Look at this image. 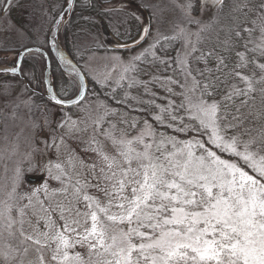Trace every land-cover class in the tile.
I'll list each match as a JSON object with an SVG mask.
<instances>
[{
    "label": "snow or ice",
    "instance_id": "1",
    "mask_svg": "<svg viewBox=\"0 0 264 264\" xmlns=\"http://www.w3.org/2000/svg\"><path fill=\"white\" fill-rule=\"evenodd\" d=\"M216 3L222 4L223 0ZM4 7H11L8 0ZM260 7L264 9V4ZM260 19L261 42L251 49L246 42L245 51L235 53L237 62L230 69L226 57L209 52L216 67L196 69L201 77L197 79L178 54L176 63L183 83L172 76L131 80L129 88L142 86L144 94L151 97L132 99L147 107L132 108L124 100L119 103L130 111L144 113V127L129 138L125 132L119 137L114 135L112 125L105 136L111 140L115 155L94 149L102 160L99 173L93 172L96 184L77 181L73 186L76 202L84 208L82 212L76 209L75 215L83 217L86 226L81 229L78 219L69 223L64 215L72 212L69 201V206H57L62 224L52 219L50 212L45 224L47 231L27 233L24 217L25 209L32 203L29 197V204L23 206L3 202L0 230L9 236L18 232L24 253L28 251L25 242L37 246L40 264H264V128L259 132L261 147L255 152L251 145L257 143L256 137L242 140L240 133L228 135L230 129L242 127L244 115L240 109L249 107L250 102L255 104V93L259 91L264 98V64L256 59L264 57V11ZM252 23V29L244 30L249 35L257 27L256 21ZM53 27L59 32L54 20L44 39L37 37L35 45H23L17 58L23 56L36 63L46 51L50 59L44 60L45 68L55 63L61 68L59 77L63 80L59 94L52 99L58 105H78L84 100L87 87L72 60L59 51L60 42L52 35ZM148 32L149 29H144L145 36ZM236 36L240 38L241 32L236 31ZM232 48V42L225 40L224 51ZM53 50L58 55H52ZM249 52L254 54L251 59ZM153 59H159L155 53ZM201 59L208 63L203 56ZM139 60L140 56L135 57L125 71H137L135 62ZM249 64L260 71L259 78L255 71L245 75L243 70ZM10 71L22 72L23 68L17 69L13 64ZM151 83H159L180 102L165 97L166 104H157L158 96L149 88ZM173 86L180 91L176 92ZM221 86L225 92L216 99ZM52 87L55 89L54 83ZM232 107H236L235 113L229 111ZM259 117H264V112ZM122 122L136 128L141 121ZM160 128L165 131H159ZM223 154L234 159H225ZM90 167L94 170L97 165ZM88 186L95 187L103 198L89 194L85 190ZM15 191L13 187L10 199ZM77 246L85 251H73ZM19 251V246L7 245L0 250V264H23L17 255ZM44 252L49 254L47 261Z\"/></svg>",
    "mask_w": 264,
    "mask_h": 264
},
{
    "label": "rangeland",
    "instance_id": "2",
    "mask_svg": "<svg viewBox=\"0 0 264 264\" xmlns=\"http://www.w3.org/2000/svg\"><path fill=\"white\" fill-rule=\"evenodd\" d=\"M103 1V0H101ZM133 4L130 11L103 13L107 7L97 6L98 19L91 13L76 12L73 21L68 25V42L64 44L73 60L82 65L87 76L100 85L109 83L121 84L125 80L136 77L132 71H125L129 62L140 56L144 60L148 56L150 46L156 44L167 35H181L186 43L184 59L188 62L190 54L196 49L200 35L197 30L202 19L207 18L215 10L212 0H198L200 16L192 14V0H125ZM61 0H31L26 2L27 12L24 16L18 11L6 15L2 20V2L0 4V49H19L30 42L37 43V37L43 40L60 10ZM188 5H191L189 8ZM100 11V12H99ZM111 14L110 16H107ZM21 16V17H20ZM109 20H108V19ZM13 20V21H11ZM20 27H15V23ZM149 25L150 34L147 43L141 48L128 51L108 49V45H121L138 40L145 26ZM196 27V28H195ZM21 28H25L22 31ZM110 34L117 44L107 37ZM31 38V39H30ZM72 51V54L70 51ZM140 60V61H141ZM137 62V61H136ZM77 63V64H78ZM136 79V78H135ZM175 79V78H173ZM137 80V79H136ZM138 81V80H137ZM151 88V84H149ZM133 92V91H132ZM144 93L142 86L135 87L134 95ZM167 97L169 94H164ZM116 113V114H106ZM122 117L115 110L104 108L101 104L90 100L74 109H62L46 103L43 99L32 95L15 80H7L0 84V207L3 202L15 203L19 206H31L25 209V231L29 234L47 231L45 224L51 212L52 219L58 224L60 210L58 205L69 206L72 212L64 215L69 223L73 219L84 226V218L77 217L75 210H84L82 203H77L73 186L77 181L81 184L95 185L93 172L99 173L102 163L94 149L115 155L111 140L105 132L115 125L114 135L122 132L131 138L139 134L144 125L122 122ZM133 119L129 120L132 121ZM59 164L61 167L57 168ZM96 164L93 170L90 166ZM43 177L42 182L31 183L27 179ZM59 176L60 179L55 177ZM63 181V183H62ZM13 187L14 198H9ZM67 189V192L64 189ZM89 194L97 193L95 187L85 189ZM56 209V211H52ZM90 223V221H89ZM17 232L9 236L0 230V250L7 245L20 247L17 253L23 264H40L37 246L26 243L27 253L23 252L22 237ZM43 239V238H41ZM73 251L83 253L84 248L77 246ZM49 254L44 252L45 261Z\"/></svg>",
    "mask_w": 264,
    "mask_h": 264
},
{
    "label": "trees",
    "instance_id": "3",
    "mask_svg": "<svg viewBox=\"0 0 264 264\" xmlns=\"http://www.w3.org/2000/svg\"><path fill=\"white\" fill-rule=\"evenodd\" d=\"M192 4V14L195 16H200V6L198 5V0H192ZM262 4H264V0H225L222 4H215L216 8L212 15H209L207 18L202 19L197 28L200 38L197 43L196 49L190 54L187 62L189 67L192 69L193 76H196L197 79H201V77L197 75L196 69L204 70L205 68L216 67V60L214 59V56H208L209 52H212L214 55L218 54L220 56L226 57L225 62L228 64V67L230 69L237 62L235 53L245 51L244 45L246 42L249 49L253 48L256 44H259L261 42V32L258 26L262 23L260 19V14L262 11H264V9H261L260 7ZM96 5H98L96 0L94 1L93 6L85 5L83 3V0H80L79 5H77L75 11L78 13H91L98 19V17L100 18V13H96ZM253 21H256L257 27L252 32V34L249 35L248 32L244 30L252 29L254 27L252 23ZM236 31L241 32L240 38L236 36ZM65 37L66 39L68 38L67 29L65 32ZM165 37H174V39L162 38L161 40L156 42V44H154V48L150 47L148 56L144 60L135 62L137 65V71H132V73L133 75H136L135 78L138 81L156 80L157 78L172 76L173 78L178 79L183 83V77L180 74L176 59L178 54L180 55V57L185 58L184 53L186 50V43L184 37L177 34H174L172 36L167 35ZM225 40H230L232 42L233 48L231 51H224ZM66 41L68 42V40ZM70 53L73 56L72 51H70ZM153 53H155V56L159 59L154 60ZM253 55V53L249 52V59H251ZM202 56L207 59V64L204 63V59H201ZM256 59L259 63L264 64V57L256 56ZM160 60L167 61V63H160ZM79 66L82 67L81 64H79ZM165 69H167V71H165ZM43 71L44 64L42 61L33 63V61L29 59L24 67L25 76L29 80L31 85L35 89L42 91L44 90L42 79ZM60 71L61 70L55 65L54 80L58 94L61 87H63V80H61L59 77ZM225 71H228V69H225ZM243 71L245 75H250L253 71H255L257 78H259V76L261 75L260 71L256 69L255 65L253 64H249L248 68ZM88 78L90 81V90L86 102L94 100V103L101 104L104 108L117 111L122 119H138L141 121L139 125H143V119L146 118L145 114L137 111H130L128 107H125L124 104L119 103V101L124 100L125 103L131 105L132 108H141L147 107V105L138 104L136 103V99L132 98L148 100L151 97L145 95L144 93L136 97L134 95L135 87H128L130 83L129 80H125L121 84H114L113 82L107 85H100L91 77L88 76ZM17 82L19 81L17 80ZM231 82L232 81L230 80L229 83ZM189 83H191V80H189ZM173 87L176 92L180 91L179 87ZM256 87L257 89H259L261 85L258 84L256 85ZM150 90L157 94V104L163 105L167 103V100L164 97V94H166L167 92L159 85V83H151ZM224 92V86H221L216 99H220ZM125 94H127V99H125ZM255 96L256 100L254 105H252V103L250 102L249 107L240 109L241 113H243L244 115L242 127L238 129H230L228 132V135L240 133L242 140H248L250 137H256L257 143L251 145V150L254 152L261 147L259 143V132L261 128H264V117L258 118V114L264 112V98L261 97L259 91L255 93ZM35 97L43 99L40 96L35 95ZM167 97L168 99L175 100L177 104L180 102V99L176 96L168 95ZM236 105H239V99H237ZM152 111L155 110L153 109ZM229 111L231 113H235L236 107L230 108ZM229 119H231V116H229ZM149 122L152 123L150 119ZM158 130L165 131V129L162 128ZM183 138L185 137L181 136V139ZM223 156L225 159L231 158L227 154H223Z\"/></svg>",
    "mask_w": 264,
    "mask_h": 264
},
{
    "label": "flooded vegetation",
    "instance_id": "4",
    "mask_svg": "<svg viewBox=\"0 0 264 264\" xmlns=\"http://www.w3.org/2000/svg\"><path fill=\"white\" fill-rule=\"evenodd\" d=\"M31 0H8V2H9V4L11 5V7L10 8H8V7H4V4H5V0H0V4H1V2H2V6H3V8H2V20H3V18L6 16V15H13L12 16V19H13V17H14V13H15V11L17 12L18 11V13H19V15H21V16H24V13H26L27 12V7H25V4H26V2H30ZM93 1V2H92ZM94 1L95 0H83V3L85 4V5H91V6H93L94 5ZM97 1V4L98 5H100V10L101 9H103V8H105V7H107L108 9H106L105 8V10H109V11H105V12H103V13H106V12H108V13H112V12H116V11H130L131 10V7L133 6V4H130V3H128L127 1H125V0H103V1H101V0H96ZM213 1V0H212ZM67 2H68V0H61V2H60V10H59V13H58V15H56V17H55V22H56V20L58 19V17L61 15V13L64 11V9H65V7H66V5H67ZM79 2H80V0H77V2H76V5H75V8H74V13H73V15L71 16V18H70V20L62 27V29H61V32H60V42H61V44H62V46L64 47V44L67 42L66 40V37H65V32H66V29H67V27H68V25L69 24H71V22L73 21V17H74V15H75V13H76V7H77V5H79ZM214 2V1H213ZM202 3V2H201ZM117 13V12H116ZM27 14H28V12H27ZM107 14V13H106ZM111 14H109V15H107V16H110ZM20 16V17H21ZM11 21H13V20H11ZM20 21L18 20V25L17 24H15V23H12V24H14L15 25V27H20V23H19ZM53 25V24H52ZM51 25V26H52ZM145 26V25H144ZM149 27V25L147 26H145V28L144 29H146V28H148ZM22 29V31L23 30H25V28H21ZM149 29V28H148ZM150 30V29H149ZM144 31V30H143ZM142 31V32H143ZM49 32V30L47 31V33ZM107 34V37L110 39V41H112L113 42V44L115 43V44H117L116 42H115V40L113 39V37L110 35V34H108V33H106ZM30 44H33V45H35L36 43L35 42H30ZM65 48V47H64ZM66 49V48H65ZM108 49L110 50V49H113L112 48V45H108ZM21 51H23V47L21 48H19V49H17V50H15V49H6V50H2V49H0V67H3V68H9L10 66H12L15 62H16V59H17V53L18 52H21ZM68 51V50H67ZM29 59L30 58H28V59H25V61H24V63H23V76H24V78H25V80L30 84V86L32 87V89L33 90H31L30 88H28L27 87V85H26V83L25 82H23V81H21L20 79H18L17 77H15V76H13V75H11V76H9V75H4V76H0V84L2 83V82H6L7 80H15L16 82H17V80L19 81V82H17V83H19V84H21L23 87H25L32 95H36V96H40V97H42L41 96V94L40 93H44V91H45V85H44V90L42 91V90H37V89H35L32 85H31V83L29 82V80L26 78V76H25V73H24V67H25V64H26V62L27 61H29ZM44 60H45V58H43L42 60H39V61H42L43 62V64H44ZM52 65H53V75H54V68H55V63H52ZM44 68H45V65H44ZM60 69V68H59ZM43 74H44V71H43ZM43 74H42V79H43ZM43 84H44V80H43ZM43 178V177H42ZM42 178L41 177H31V176H28L27 177V179L26 180H28L29 182H31V183H33V182H35L36 184H38V183H41L43 180H42ZM35 180V181H34Z\"/></svg>",
    "mask_w": 264,
    "mask_h": 264
},
{
    "label": "water",
    "instance_id": "5",
    "mask_svg": "<svg viewBox=\"0 0 264 264\" xmlns=\"http://www.w3.org/2000/svg\"><path fill=\"white\" fill-rule=\"evenodd\" d=\"M203 1L204 0H201V2H203ZM224 1L225 0H223V2ZM76 2H77V0H68L64 11L61 13V15L56 20V24L59 25V32H56L54 27L52 28V35L56 36V38L59 40V42H60L61 29L70 20L71 16L73 15ZM214 2L216 3V0H214ZM147 38H148V34H147V36H145L144 31H143V34L140 36V38L137 41L129 43V44L114 45L113 49H115L117 51L133 50V49L139 48L147 40ZM59 51L62 52L68 59L72 60V63L75 66V69L81 73V78L83 79L84 84L87 87V93L85 95L84 100L81 101L80 104H78V105H68V104L58 105L56 103V101L54 99H52L54 94L58 95V92H57L56 87H55V89H53V87H52L53 83L55 84V81H54V76H53V65L51 63L47 68L44 69L43 77H44V84H45V92L43 94L41 93V96L43 97L44 100H46L48 103H50L53 106H56V107H59L62 109H72V108H75V107L82 105L86 101V99L88 98V95H89L90 82H89L87 75L84 73V71L81 69V67L65 51L61 42H60ZM21 52H23V51H21ZM52 55H58L56 50H53ZM44 58H45V60L50 59L49 54L46 51L44 52ZM24 61H25V58L23 56L19 59L17 58L16 62L14 63L15 67L17 69L23 68ZM11 67L12 66H10V68ZM10 68L0 67V76H4V75L11 76V75H13V76L17 77L18 79H20L21 81L25 82L27 87L30 88L31 90H33L32 87L30 86V84L25 80V78L23 76V71L22 72L17 71L16 73H12L10 71ZM60 70H61V68H60ZM55 86H56V84H55Z\"/></svg>",
    "mask_w": 264,
    "mask_h": 264
}]
</instances>
